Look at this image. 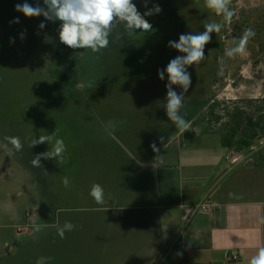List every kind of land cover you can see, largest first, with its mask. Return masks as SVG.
I'll return each mask as SVG.
<instances>
[{
    "label": "rangeland",
    "instance_id": "1",
    "mask_svg": "<svg viewBox=\"0 0 264 264\" xmlns=\"http://www.w3.org/2000/svg\"><path fill=\"white\" fill-rule=\"evenodd\" d=\"M24 2L0 0V264H77L64 255V238L58 236L57 226L71 222L75 225L71 233L77 232L80 211H96L89 195L91 186L84 181L91 176L89 160H82L80 151L120 149L124 142L117 143L116 134L144 123H150L151 129L165 128L163 148L170 141H184L191 130L181 134L168 120L167 75L160 80L158 69H166L170 60L182 55L168 46L169 41L178 42L181 34L202 33L204 24L222 18L207 11L204 0H149L147 8L142 0H133L141 14L154 5L162 9L145 17L152 30L129 35L123 25H116L107 48L98 53L76 49L82 59L81 84L68 90L50 77L54 50L62 45L60 22L25 17L15 10ZM27 2L45 7L43 0ZM230 8L233 16L221 32L212 34L205 58L188 68L191 85L180 110L189 121L195 117L194 110L208 101L197 125L210 132L202 119L210 123L219 142L231 132L232 116L239 111L244 124L258 118L260 110L264 112V0H232ZM16 17L19 23H12ZM42 22L45 27L41 29ZM249 28L255 36L246 54L226 58L225 50L235 46ZM214 104L218 107L211 116ZM54 132L66 146L63 160L41 158V166L33 167L30 161L50 146L31 147L32 138ZM6 137H19L22 151L9 155ZM232 150L243 160L264 155V136L259 135L249 149ZM64 177L70 181L67 188ZM38 212L37 217L48 213L53 222L58 214L56 224L37 233L33 221ZM65 216L74 219L64 220ZM22 229L31 234L21 233Z\"/></svg>",
    "mask_w": 264,
    "mask_h": 264
},
{
    "label": "crops",
    "instance_id": "2",
    "mask_svg": "<svg viewBox=\"0 0 264 264\" xmlns=\"http://www.w3.org/2000/svg\"><path fill=\"white\" fill-rule=\"evenodd\" d=\"M205 105L194 110L184 141L163 148L165 128L144 123L116 134V142H124L120 149L80 151L89 160L85 184L101 185L104 203L92 198L96 211H80L78 231L66 232L62 242L64 255L77 264H249L264 247V161L256 155L243 160L223 137L219 142L210 123L202 119L210 132L197 125ZM201 202L211 211L195 214L174 240L184 213ZM38 215L37 233L57 222L58 214L54 222L48 213Z\"/></svg>",
    "mask_w": 264,
    "mask_h": 264
},
{
    "label": "clouds",
    "instance_id": "3",
    "mask_svg": "<svg viewBox=\"0 0 264 264\" xmlns=\"http://www.w3.org/2000/svg\"><path fill=\"white\" fill-rule=\"evenodd\" d=\"M142 2L147 8L149 0H142ZM231 2L232 0H204L205 9L221 17L222 21L204 24L202 33L181 34L178 42L169 41L168 46L182 55L170 60L166 69H158L160 80L163 81L167 75L165 103L167 118L181 134L191 127L190 122L180 114L185 93L191 85V74L188 68L200 64L205 58V46L211 42L212 34L221 32L231 20L233 16ZM43 4L45 7L39 4L32 6L25 0L23 4H17L15 10L22 12L25 17L43 16L48 21H59V40L62 44L74 50H91L92 53H98L108 47L109 36L116 25H123L129 35L137 33V30L151 31L152 25L145 17L158 14L162 10L158 5H154L153 8L141 14L133 0H43ZM12 23H19V17H16ZM39 27L42 29L45 24L42 22ZM254 36L255 32L251 28L246 29L238 43L225 50L224 56L229 59L243 56L246 54L249 40ZM116 39H120V36L117 35ZM223 63L222 59L221 65ZM219 74H223L222 70ZM173 86H178L181 91L177 93ZM6 140L5 148L9 155L22 151L23 145L19 137H6ZM45 143L50 146L49 150L37 154L30 161L33 167L41 166V158H55L57 163L63 160V154L66 151L63 139L57 138L55 132L41 135L39 138H32L31 147ZM151 147L153 151H159L155 143ZM62 183L67 188L70 181L64 177ZM89 195L97 204L104 203V189L101 185L93 184ZM74 229L75 225L66 221L62 226H57V234L63 239L66 231ZM38 264H40L39 261ZM249 264H264V247L258 249L257 253L251 257Z\"/></svg>",
    "mask_w": 264,
    "mask_h": 264
},
{
    "label": "trees",
    "instance_id": "4",
    "mask_svg": "<svg viewBox=\"0 0 264 264\" xmlns=\"http://www.w3.org/2000/svg\"><path fill=\"white\" fill-rule=\"evenodd\" d=\"M53 59L54 68L50 69V77L57 81V85L68 90L78 87L81 84L80 63L82 59L77 50L62 44L54 50ZM216 107H218L217 104H214L210 108L211 116H215L213 113ZM236 115L238 116H232L234 118V126L230 128L231 132L229 135L223 136V145L228 149L235 147L239 150L249 149L259 135L264 136V112L260 110V116L252 118L246 124L243 123L242 111H239ZM259 158L264 161V155L260 156L259 154Z\"/></svg>",
    "mask_w": 264,
    "mask_h": 264
},
{
    "label": "built area",
    "instance_id": "5",
    "mask_svg": "<svg viewBox=\"0 0 264 264\" xmlns=\"http://www.w3.org/2000/svg\"><path fill=\"white\" fill-rule=\"evenodd\" d=\"M233 161L234 162H237L238 161V158H234ZM210 211H211V205L208 204V203H203V202L194 204L191 207H189L187 209L186 213H184L181 223L173 231V235H172L173 239L174 240H178V238L180 237V235L184 232V230L188 226L191 218L195 214H197L199 212L208 213ZM21 233H28V229H25V230L22 229V232ZM232 260L238 261L239 260V257L235 255L232 258Z\"/></svg>",
    "mask_w": 264,
    "mask_h": 264
}]
</instances>
